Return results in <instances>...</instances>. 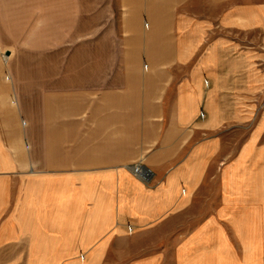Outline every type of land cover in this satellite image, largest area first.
<instances>
[{
  "label": "crops",
  "instance_id": "1",
  "mask_svg": "<svg viewBox=\"0 0 264 264\" xmlns=\"http://www.w3.org/2000/svg\"><path fill=\"white\" fill-rule=\"evenodd\" d=\"M52 5L50 76L0 78V264H264V0Z\"/></svg>",
  "mask_w": 264,
  "mask_h": 264
},
{
  "label": "rangeland",
  "instance_id": "2",
  "mask_svg": "<svg viewBox=\"0 0 264 264\" xmlns=\"http://www.w3.org/2000/svg\"><path fill=\"white\" fill-rule=\"evenodd\" d=\"M53 8L52 0H0V78L50 76L52 54L42 49L51 38L43 26Z\"/></svg>",
  "mask_w": 264,
  "mask_h": 264
}]
</instances>
